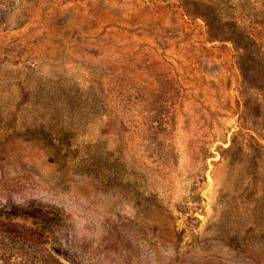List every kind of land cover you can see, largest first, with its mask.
<instances>
[{
	"label": "rangeland",
	"instance_id": "obj_1",
	"mask_svg": "<svg viewBox=\"0 0 264 264\" xmlns=\"http://www.w3.org/2000/svg\"><path fill=\"white\" fill-rule=\"evenodd\" d=\"M0 264H264V0H0Z\"/></svg>",
	"mask_w": 264,
	"mask_h": 264
}]
</instances>
